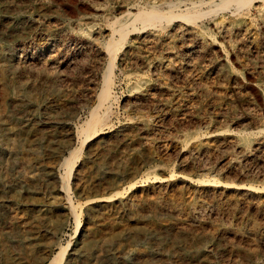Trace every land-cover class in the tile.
<instances>
[{"label":"rangeland","instance_id":"1","mask_svg":"<svg viewBox=\"0 0 264 264\" xmlns=\"http://www.w3.org/2000/svg\"><path fill=\"white\" fill-rule=\"evenodd\" d=\"M196 1L0 0V264H264V0L130 26L80 133L116 17Z\"/></svg>","mask_w":264,"mask_h":264},{"label":"bare ground","instance_id":"2","mask_svg":"<svg viewBox=\"0 0 264 264\" xmlns=\"http://www.w3.org/2000/svg\"><path fill=\"white\" fill-rule=\"evenodd\" d=\"M254 1L257 0H219V2H216L215 0H210L209 2L205 0H200L192 4L197 7H201L204 4L205 5L210 4V8L208 7L209 9L207 8L208 9L207 11L198 10L195 13L194 12L190 13L188 11H179L177 14H174L171 8L165 10L161 6L155 4H149L146 7H139L136 13L134 14L133 13L128 14L129 17L126 20H124L123 16L116 17V19L114 18L115 20L111 24L112 31L110 33L112 34L113 32V34L116 35L118 34V39L111 38L104 44L105 49L109 56L108 60H110L109 61L110 63L108 64L107 68L103 73L101 91L97 96L98 98L97 105L91 110L90 117L86 120V122L83 125H81L80 133L92 137L94 134H97L99 132V130L103 125L108 123L107 121L109 120L111 114L110 106L111 104H113L112 101L114 99L112 95V87H113L112 76L114 74V69L116 66L117 54L119 50H121V48L126 44L128 37L130 35L129 33L131 29L130 30L128 29L130 26H133L134 30H139L136 27V23L137 22L139 23V21L141 24H143V28H146L145 26L146 23L148 24L150 23L151 25H153L155 22L158 23L163 20L171 22L172 20L175 19L176 20L179 19L181 21L184 20L185 22L187 21L195 24L197 19L202 18L208 14L210 15L217 14L221 10L231 8L232 5L235 6L234 9L236 10V14H239L246 7L250 6ZM173 5H174L173 7H175V3ZM118 22L120 24L116 26L117 24L115 25V23ZM71 170H72V164L67 165L66 174L64 175V179L66 180L65 188L67 190H69L68 182L70 179ZM104 199L106 198H98V200H102V201ZM74 218L77 223V229L75 232L77 233L79 228V223L76 214H74ZM68 249H69V245L60 246L58 252L56 254H53L49 258V263L47 264H62L64 259L66 258Z\"/></svg>","mask_w":264,"mask_h":264}]
</instances>
